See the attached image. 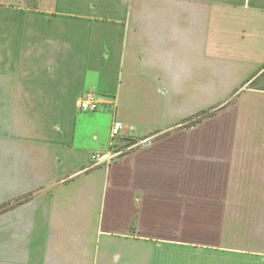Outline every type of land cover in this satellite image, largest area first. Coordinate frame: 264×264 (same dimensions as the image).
Wrapping results in <instances>:
<instances>
[{
  "label": "crops",
  "instance_id": "crops-1",
  "mask_svg": "<svg viewBox=\"0 0 264 264\" xmlns=\"http://www.w3.org/2000/svg\"><path fill=\"white\" fill-rule=\"evenodd\" d=\"M2 206L0 264H264V0H0Z\"/></svg>",
  "mask_w": 264,
  "mask_h": 264
},
{
  "label": "built area",
  "instance_id": "built-area-1",
  "mask_svg": "<svg viewBox=\"0 0 264 264\" xmlns=\"http://www.w3.org/2000/svg\"><path fill=\"white\" fill-rule=\"evenodd\" d=\"M110 102V105H113ZM78 108L81 111H96L102 108L101 102L97 99V96L93 92H85L81 95L78 101ZM115 106H113V109ZM115 111V110H114ZM124 124L121 120L115 117L112 127H111V140H110V151L108 153L95 152L91 155V166H96L100 164H109L116 159L120 158L126 151L130 149L131 146H124L120 143V139L123 138Z\"/></svg>",
  "mask_w": 264,
  "mask_h": 264
},
{
  "label": "trees",
  "instance_id": "trees-1",
  "mask_svg": "<svg viewBox=\"0 0 264 264\" xmlns=\"http://www.w3.org/2000/svg\"><path fill=\"white\" fill-rule=\"evenodd\" d=\"M217 110H218V108H214L212 110H204V111L190 117L187 121L189 122V124L197 123L198 121L202 120L205 116L215 114ZM20 201H22V200H20ZM3 209H5V207H3V206L0 207V211H2Z\"/></svg>",
  "mask_w": 264,
  "mask_h": 264
},
{
  "label": "rangeland",
  "instance_id": "rangeland-1",
  "mask_svg": "<svg viewBox=\"0 0 264 264\" xmlns=\"http://www.w3.org/2000/svg\"><path fill=\"white\" fill-rule=\"evenodd\" d=\"M18 1H21V3L22 4H24L25 6H32V5H34L35 4V1L36 0H16V2H18ZM80 99V98H79ZM79 101V100H78ZM101 102V101H100ZM113 103H115V102H113ZM101 104H102V106H103V104H110V103H107V102H105V103H103V102H101ZM112 106V108H113V106H115V105H111ZM114 110H115V112H116V108H114ZM117 117V116H116ZM121 140V139H120ZM119 142H121L122 144H123V142L122 141H119ZM124 145H125V143H124Z\"/></svg>",
  "mask_w": 264,
  "mask_h": 264
}]
</instances>
